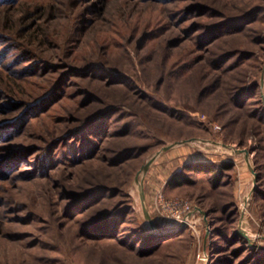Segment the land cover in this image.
Segmentation results:
<instances>
[{
  "label": "rangeland",
  "instance_id": "1",
  "mask_svg": "<svg viewBox=\"0 0 264 264\" xmlns=\"http://www.w3.org/2000/svg\"><path fill=\"white\" fill-rule=\"evenodd\" d=\"M5 127L0 264H264V0L2 2Z\"/></svg>",
  "mask_w": 264,
  "mask_h": 264
},
{
  "label": "trees",
  "instance_id": "2",
  "mask_svg": "<svg viewBox=\"0 0 264 264\" xmlns=\"http://www.w3.org/2000/svg\"><path fill=\"white\" fill-rule=\"evenodd\" d=\"M2 2L5 1H12V0H0ZM0 2V3H2ZM0 135L2 133H5V135H7V137L10 135V129L8 127L2 128V130H0ZM190 166H186L185 169L189 170ZM212 169H209L208 172H212ZM212 175V174H211ZM221 174L218 172V174L214 175V179L216 180V183L219 182V178ZM184 177L181 176L180 173H175L171 179L168 182V185H178L181 184L184 180ZM187 182V180H186ZM93 193V192H92ZM89 193L86 194V196L83 197V200L91 198L94 194ZM121 214H118L117 216H112V214H106L103 216L98 217L95 221H93L89 226H87L86 229H88L87 231H89L90 236L93 238H116L118 235H120L119 230L121 229V223H123V221L120 219ZM148 240L153 239L152 237H148ZM157 246V244H156ZM152 249H150L151 251ZM147 251V250H146ZM146 251H144L146 253ZM149 251V250H148ZM143 252V253H144Z\"/></svg>",
  "mask_w": 264,
  "mask_h": 264
},
{
  "label": "built area",
  "instance_id": "3",
  "mask_svg": "<svg viewBox=\"0 0 264 264\" xmlns=\"http://www.w3.org/2000/svg\"><path fill=\"white\" fill-rule=\"evenodd\" d=\"M159 202L161 205L163 204L164 209H166L165 212L167 213V217L165 218L167 220L180 224L188 222L187 217L191 212L190 204L180 200H171L167 202L162 195L159 196Z\"/></svg>",
  "mask_w": 264,
  "mask_h": 264
},
{
  "label": "water",
  "instance_id": "4",
  "mask_svg": "<svg viewBox=\"0 0 264 264\" xmlns=\"http://www.w3.org/2000/svg\"><path fill=\"white\" fill-rule=\"evenodd\" d=\"M187 228V224L184 222V223H182V225H181V228L180 229H182V230H185Z\"/></svg>",
  "mask_w": 264,
  "mask_h": 264
}]
</instances>
